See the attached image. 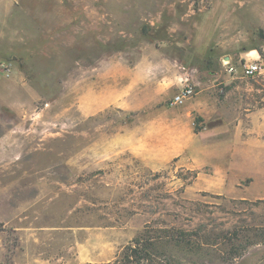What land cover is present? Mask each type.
Returning a JSON list of instances; mask_svg holds the SVG:
<instances>
[{"label": "rangeland", "instance_id": "obj_1", "mask_svg": "<svg viewBox=\"0 0 264 264\" xmlns=\"http://www.w3.org/2000/svg\"><path fill=\"white\" fill-rule=\"evenodd\" d=\"M255 51L264 63V0H0V264H115L165 229L197 240L154 264H264V184L212 192L197 183L211 166L162 161L154 143L179 115L191 143L230 142L215 127L264 107V65L240 69ZM186 84L193 98L171 106Z\"/></svg>", "mask_w": 264, "mask_h": 264}, {"label": "crops", "instance_id": "obj_2", "mask_svg": "<svg viewBox=\"0 0 264 264\" xmlns=\"http://www.w3.org/2000/svg\"><path fill=\"white\" fill-rule=\"evenodd\" d=\"M124 69L126 70L121 73L111 72L112 75L109 76L133 75L131 68ZM225 84L230 87V93L240 91V85L234 79H228ZM250 90L260 91L254 87ZM108 99L110 98L106 100ZM120 99L121 96L114 94L112 102L108 105L127 110L128 104L125 103V100ZM256 103H258V100H256ZM98 107H101V105L98 104ZM238 116L240 117L234 119L232 124H227L228 127L224 125L215 127L222 129V133L228 136L230 142L208 146H204L205 144L196 145L185 137L184 128L189 130L191 125L186 126L184 115H179L170 122H166L168 128H178V130L174 139L163 138L154 141L156 146L159 147L162 161L167 162L175 157L189 154L193 162L186 165L193 169H202L207 165L211 166L213 173L206 178L200 174L197 183L199 184L202 180L208 179L209 189L215 193H222L221 191L229 184L240 185L248 176L252 177V183L264 184V107H256L254 111L246 112V114L243 111L235 110L234 117ZM203 117L205 119V116ZM212 117L214 116H209V119H212ZM207 122L206 118L203 123ZM220 132L217 131V133ZM123 140L126 143V148L138 153L140 156L143 155L141 157L148 161L149 158L144 156V152H140L141 150L138 149L135 142L125 138ZM148 164L153 166L154 162L150 160Z\"/></svg>", "mask_w": 264, "mask_h": 264}, {"label": "trees", "instance_id": "obj_3", "mask_svg": "<svg viewBox=\"0 0 264 264\" xmlns=\"http://www.w3.org/2000/svg\"><path fill=\"white\" fill-rule=\"evenodd\" d=\"M4 225L0 223V231H4ZM146 232L134 240V245L126 248L123 258L115 264H154L161 258L160 249L165 245L173 244L174 247L191 244L197 240L198 234L183 230L165 229L160 232ZM170 261V260H169Z\"/></svg>", "mask_w": 264, "mask_h": 264}, {"label": "built area", "instance_id": "obj_4", "mask_svg": "<svg viewBox=\"0 0 264 264\" xmlns=\"http://www.w3.org/2000/svg\"><path fill=\"white\" fill-rule=\"evenodd\" d=\"M255 53L257 54V57L251 56L252 53H249L247 59L240 62L241 74L244 78L255 79L263 73V58L258 51H255ZM225 66L229 74H235L238 72V68L233 65L230 60L225 62ZM195 93L196 91L194 86H192L191 84H186L177 94L173 96V98L170 100V105H183L186 101L193 98Z\"/></svg>", "mask_w": 264, "mask_h": 264}]
</instances>
